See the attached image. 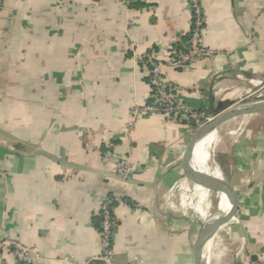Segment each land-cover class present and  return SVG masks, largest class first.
I'll return each mask as SVG.
<instances>
[{
  "label": "crops",
  "instance_id": "crops-1",
  "mask_svg": "<svg viewBox=\"0 0 264 264\" xmlns=\"http://www.w3.org/2000/svg\"><path fill=\"white\" fill-rule=\"evenodd\" d=\"M3 4L0 242L8 236L30 247L35 258L26 264H107L99 228L100 203L109 197L115 263L194 264L223 192L197 160L200 126L145 113L125 130L131 110L151 101L142 57L166 61L189 39L188 1ZM203 4L210 53L186 69L166 66L165 78L181 103L214 114L264 83V0ZM248 114L216 128L223 168L216 167L230 177L235 198L201 264H264V110ZM118 159L132 162L129 178L116 174ZM0 264L22 263L2 249Z\"/></svg>",
  "mask_w": 264,
  "mask_h": 264
},
{
  "label": "built area",
  "instance_id": "built-area-1",
  "mask_svg": "<svg viewBox=\"0 0 264 264\" xmlns=\"http://www.w3.org/2000/svg\"><path fill=\"white\" fill-rule=\"evenodd\" d=\"M135 1L136 0H125L127 4L134 3ZM187 1L192 13L189 39L185 43H182L180 48L174 50L166 61L159 60L153 54L142 57L148 64L149 83L152 89L150 96L151 101L143 105H137L131 110V120L125 128L126 132H128L130 126L145 113H157L169 119L184 121L193 128L201 126L213 117L212 114L206 111L181 103L165 78L166 66L186 69L200 60L203 56L210 53L203 42V33L206 24V13L203 0ZM3 7V0H0V12ZM114 168L118 177L122 179L129 178L134 171L133 164L128 159L116 160ZM100 216L99 258L107 262V264H117L112 260L113 241L116 234L114 199L109 197H104L102 199L100 203ZM2 249L11 251V254L22 264L30 263L35 258L30 247L24 246L8 236L0 242V258Z\"/></svg>",
  "mask_w": 264,
  "mask_h": 264
},
{
  "label": "water",
  "instance_id": "water-1",
  "mask_svg": "<svg viewBox=\"0 0 264 264\" xmlns=\"http://www.w3.org/2000/svg\"><path fill=\"white\" fill-rule=\"evenodd\" d=\"M262 110H264V99H247L227 106L221 111L212 114V119L202 124L194 133L193 140H195L196 143L195 147L210 131L216 129L224 121L238 115L254 113ZM208 173L220 180L221 190L225 189V195L228 201H233L235 198V190L230 177L218 168H216L215 171H208ZM220 204L210 215L200 232L196 243L194 264H201L203 246L211 237L213 231L217 228L218 223L223 219L224 211L220 209Z\"/></svg>",
  "mask_w": 264,
  "mask_h": 264
},
{
  "label": "bare ground",
  "instance_id": "bare-ground-1",
  "mask_svg": "<svg viewBox=\"0 0 264 264\" xmlns=\"http://www.w3.org/2000/svg\"><path fill=\"white\" fill-rule=\"evenodd\" d=\"M259 81V80H258ZM260 82V81H259ZM262 89V88H261ZM250 90V88H249ZM249 115V114H246ZM252 115V114H251ZM249 122V120H248ZM225 125V124H224ZM242 129V128H241ZM219 138V134L217 132V129H213L212 131H210L196 146L195 150H196V156H197V160L199 161V163L201 164V166L206 169L207 171H215V169L217 168L216 166L210 165L211 161H212V157H213V151L215 149V146L217 144ZM210 146H209V145ZM212 147V149L210 148ZM221 200V204H220V209L222 211L225 210L227 204L229 203L226 195H225V189H223V192L221 194L220 197ZM218 260V259H217ZM216 260V261H217Z\"/></svg>",
  "mask_w": 264,
  "mask_h": 264
},
{
  "label": "rangeland",
  "instance_id": "rangeland-1",
  "mask_svg": "<svg viewBox=\"0 0 264 264\" xmlns=\"http://www.w3.org/2000/svg\"><path fill=\"white\" fill-rule=\"evenodd\" d=\"M245 98H246V100L247 99H252V100H255V99H264V83H262L260 86L254 87L251 90V97H245ZM220 132L222 134L227 133L228 131H227L226 126H220ZM219 154H220V152H218L217 148L214 149V151H213V157H212V161H211L210 165L218 166L220 169H222L223 167L221 165H219V163H218V159H219L218 156H219ZM214 197H215V200L214 201H216V196H214Z\"/></svg>",
  "mask_w": 264,
  "mask_h": 264
}]
</instances>
